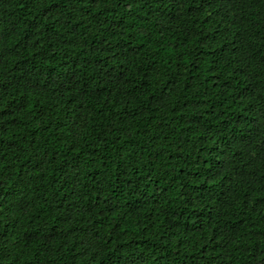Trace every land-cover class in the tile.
<instances>
[{
    "label": "trees",
    "instance_id": "obj_1",
    "mask_svg": "<svg viewBox=\"0 0 264 264\" xmlns=\"http://www.w3.org/2000/svg\"><path fill=\"white\" fill-rule=\"evenodd\" d=\"M0 264H264V0H0Z\"/></svg>",
    "mask_w": 264,
    "mask_h": 264
}]
</instances>
